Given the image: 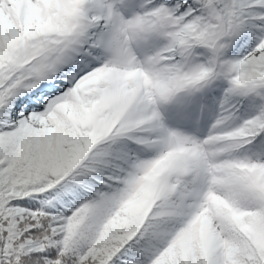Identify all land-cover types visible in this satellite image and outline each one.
<instances>
[{"label":"snow or ice","instance_id":"obj_1","mask_svg":"<svg viewBox=\"0 0 264 264\" xmlns=\"http://www.w3.org/2000/svg\"><path fill=\"white\" fill-rule=\"evenodd\" d=\"M0 264H264V0H0Z\"/></svg>","mask_w":264,"mask_h":264}]
</instances>
